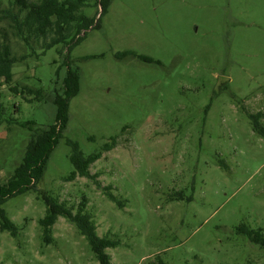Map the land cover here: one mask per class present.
Here are the masks:
<instances>
[{"label":"rangeland","instance_id":"rangeland-1","mask_svg":"<svg viewBox=\"0 0 264 264\" xmlns=\"http://www.w3.org/2000/svg\"><path fill=\"white\" fill-rule=\"evenodd\" d=\"M82 37L14 68V84L47 93L62 90L69 66L81 82L37 189L0 207L19 229L18 238L0 229V264H100L65 218L44 242L48 195L76 209L86 198L98 235L119 241L112 264H264V248L237 232H264V135L251 118L263 114L264 128V0H110ZM0 90L19 122L55 123L52 102L28 103L1 78ZM12 128H0L1 184L32 137ZM112 139L90 168L97 182L65 181L69 141L91 155Z\"/></svg>","mask_w":264,"mask_h":264},{"label":"trees","instance_id":"trees-1","mask_svg":"<svg viewBox=\"0 0 264 264\" xmlns=\"http://www.w3.org/2000/svg\"><path fill=\"white\" fill-rule=\"evenodd\" d=\"M110 0H0V78L13 95H22L28 103L33 101L52 102L57 107L56 121L47 129H38L32 121L19 122L10 113V108L2 101L0 90V128L12 131V126H19L32 132L25 155L20 165L14 170L7 183H0V207L8 200L23 195L40 184L47 164L54 149L63 138L70 119V101L80 92L81 74L78 68L69 66L63 82L62 90L55 88L53 92H45L27 84H14V68L39 58L47 50L65 45L70 47L82 40L83 33L98 26L101 17L107 12ZM100 8L97 19L89 13V9ZM17 47L22 51L17 52ZM132 53L119 54V57ZM142 61L152 62L149 57H139ZM18 108H15V112ZM263 114L252 115L254 130L264 135V128L259 120ZM72 147L70 160L75 170L65 177L71 182L78 177L97 182L98 175L92 174L90 168L103 156L117 147V140L105 144L103 151L85 155L79 146L69 141ZM105 194L116 201L120 207L124 204L111 193V187L104 188ZM47 205L44 218L39 223L43 228L44 242L50 244L53 239V227L60 217L74 224L87 239L96 259L100 264H112L107 253L110 248L119 245L118 240L110 236L100 237L93 217L87 212L86 198L76 208L68 206L53 196H42ZM179 198H183L182 195ZM0 229L18 238L19 229L1 209ZM239 234L245 235L249 241L264 248V232L253 229L246 224L237 227Z\"/></svg>","mask_w":264,"mask_h":264}]
</instances>
